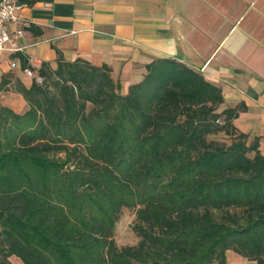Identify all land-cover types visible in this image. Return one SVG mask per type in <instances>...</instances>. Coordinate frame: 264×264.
<instances>
[{"label":"trees","instance_id":"1","mask_svg":"<svg viewBox=\"0 0 264 264\" xmlns=\"http://www.w3.org/2000/svg\"><path fill=\"white\" fill-rule=\"evenodd\" d=\"M146 73L123 93L107 65L60 55L42 83L15 81L28 109L0 107V264H264V155L233 124L242 107L219 113L223 91L177 60ZM124 209L134 246L114 239Z\"/></svg>","mask_w":264,"mask_h":264},{"label":"crops","instance_id":"2","mask_svg":"<svg viewBox=\"0 0 264 264\" xmlns=\"http://www.w3.org/2000/svg\"><path fill=\"white\" fill-rule=\"evenodd\" d=\"M22 9L19 50L0 54V86L9 81L0 107L28 109L13 89L33 84L21 55L36 76L44 63L56 69L60 55L107 65L123 93L148 64L174 59L223 91L219 113L242 107L233 124L264 155V0H34Z\"/></svg>","mask_w":264,"mask_h":264},{"label":"built area","instance_id":"3","mask_svg":"<svg viewBox=\"0 0 264 264\" xmlns=\"http://www.w3.org/2000/svg\"><path fill=\"white\" fill-rule=\"evenodd\" d=\"M23 6L14 0H0V54L17 52V39L24 35L26 23L21 15ZM14 26H17L13 29ZM12 66L17 67L16 63ZM26 74L35 78L38 83H42L43 79L34 75L30 69L26 70ZM223 120L218 119L217 124L222 125Z\"/></svg>","mask_w":264,"mask_h":264},{"label":"rangeland","instance_id":"4","mask_svg":"<svg viewBox=\"0 0 264 264\" xmlns=\"http://www.w3.org/2000/svg\"><path fill=\"white\" fill-rule=\"evenodd\" d=\"M213 139L230 143L229 138L222 133L217 137H213ZM135 220L136 214L134 210L124 209L122 211V214L117 220L114 231V239L119 247L134 246L139 242L138 234L134 231ZM226 257L227 264H257L256 262L249 261L232 251H227ZM10 258L12 264H24L22 260L16 256H11Z\"/></svg>","mask_w":264,"mask_h":264}]
</instances>
